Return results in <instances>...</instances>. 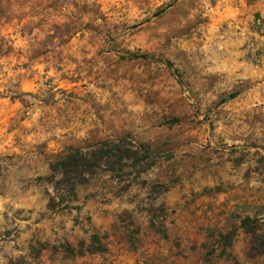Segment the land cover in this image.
<instances>
[{
  "label": "rangeland",
  "instance_id": "374dc122",
  "mask_svg": "<svg viewBox=\"0 0 264 264\" xmlns=\"http://www.w3.org/2000/svg\"><path fill=\"white\" fill-rule=\"evenodd\" d=\"M122 137L142 161L52 169ZM254 226L264 0H0V264H264Z\"/></svg>",
  "mask_w": 264,
  "mask_h": 264
},
{
  "label": "trees",
  "instance_id": "16d2710c",
  "mask_svg": "<svg viewBox=\"0 0 264 264\" xmlns=\"http://www.w3.org/2000/svg\"><path fill=\"white\" fill-rule=\"evenodd\" d=\"M126 139V137H122L117 140L103 141L92 148L70 149L66 154L56 159L52 169L62 175L64 186L74 191L78 185L100 171L122 169L123 165L130 160L142 161L137 145ZM151 164V161L145 163L143 170ZM248 219L249 224L251 220ZM258 228L259 226H254L250 229L253 234L251 249L256 254H264V231L259 235L257 234Z\"/></svg>",
  "mask_w": 264,
  "mask_h": 264
}]
</instances>
